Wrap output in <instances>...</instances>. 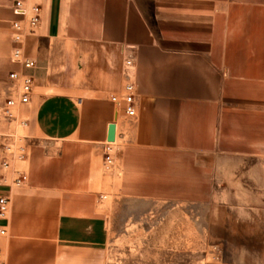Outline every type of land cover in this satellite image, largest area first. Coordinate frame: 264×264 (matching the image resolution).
Returning <instances> with one entry per match:
<instances>
[{
	"label": "crops",
	"instance_id": "obj_1",
	"mask_svg": "<svg viewBox=\"0 0 264 264\" xmlns=\"http://www.w3.org/2000/svg\"><path fill=\"white\" fill-rule=\"evenodd\" d=\"M14 1L0 0L7 43ZM22 1L38 4L41 19L23 41L34 67L12 64L33 87L18 107L27 130L21 188L0 185V196L12 197L0 217V264H101L127 216L170 202L213 207L201 223L221 264H264V197L254 194L264 191V169L251 148L237 146L255 143L253 114L222 102L228 86L251 79L244 65L260 59L245 48L264 43V0ZM127 58L133 116L109 99L121 94ZM111 124L107 172L102 143ZM224 156L250 162L223 164ZM211 167L245 198L207 206Z\"/></svg>",
	"mask_w": 264,
	"mask_h": 264
},
{
	"label": "rangeland",
	"instance_id": "obj_2",
	"mask_svg": "<svg viewBox=\"0 0 264 264\" xmlns=\"http://www.w3.org/2000/svg\"><path fill=\"white\" fill-rule=\"evenodd\" d=\"M247 45L249 46L245 49H248V52L252 51L260 59L257 63L244 65L247 66V74L251 76V79L245 81V85L238 83V87L228 86L222 96V102L227 106L236 103L238 107H243L253 114V119L249 123L252 127L249 128H252L255 143L237 146L248 151L251 148L255 154L253 162L255 164L259 162L260 167L264 169V60H262L264 43H248ZM11 47L12 43H7L6 37L2 36L0 39V185L14 190L21 188L22 185V182L18 180L27 142V130L26 117L18 111L20 105L10 110L12 116L4 112V102L9 97H15L9 81V73L13 70L10 58ZM230 159L231 157L224 156L223 164L235 162L242 163L245 167V163L250 162L233 157L232 160ZM240 170L245 172V169L241 167ZM209 173L207 180L211 184H207L203 198L207 206H212L213 201L217 199L245 198L244 191L231 190L234 186L228 183L229 176L222 175V184H220L212 167ZM238 177L245 181V175ZM220 185L221 192H219ZM213 188L216 190L213 191ZM254 194L264 197V191L254 192ZM3 196L8 199L4 212V217H8L12 197ZM210 211H213V207L203 208L196 203L170 202L156 203L146 209L140 217L127 216L125 223L119 224L118 229L111 234L103 252L101 264H221L219 250L210 232V225L201 223L204 212L207 217ZM5 229L6 233L0 235V238L7 236V228Z\"/></svg>",
	"mask_w": 264,
	"mask_h": 264
},
{
	"label": "built area",
	"instance_id": "obj_3",
	"mask_svg": "<svg viewBox=\"0 0 264 264\" xmlns=\"http://www.w3.org/2000/svg\"><path fill=\"white\" fill-rule=\"evenodd\" d=\"M11 9L15 16L11 21V62L21 68H32L35 65V61L32 57H28L24 54L23 41L26 35L36 33L41 19V8L38 4L26 5L22 0H15ZM133 67V59L127 58L123 65V73L126 80L122 86L121 94H112L109 97L114 103L121 101L123 103L124 113L128 116H133L135 114V86L132 76ZM9 81L12 85L15 97H9L4 102V112L8 116H12L10 110L13 107L29 102L33 80L30 74H26L18 69H13L9 73ZM114 149V140H105L102 143L103 168L107 172H111L113 169ZM18 182H21V177ZM101 198H105V195H102ZM7 202L8 199L6 196H0V217H4ZM4 234L5 228L0 226V235Z\"/></svg>",
	"mask_w": 264,
	"mask_h": 264
},
{
	"label": "water",
	"instance_id": "obj_4",
	"mask_svg": "<svg viewBox=\"0 0 264 264\" xmlns=\"http://www.w3.org/2000/svg\"><path fill=\"white\" fill-rule=\"evenodd\" d=\"M107 140L108 141L114 140V124H111L108 127Z\"/></svg>",
	"mask_w": 264,
	"mask_h": 264
}]
</instances>
